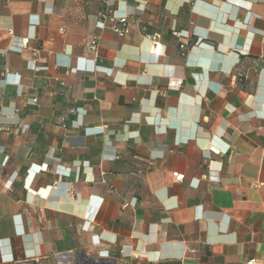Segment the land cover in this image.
Here are the masks:
<instances>
[{"label": "crops", "instance_id": "crops-1", "mask_svg": "<svg viewBox=\"0 0 264 264\" xmlns=\"http://www.w3.org/2000/svg\"><path fill=\"white\" fill-rule=\"evenodd\" d=\"M250 262L264 0H0V264Z\"/></svg>", "mask_w": 264, "mask_h": 264}, {"label": "built area", "instance_id": "built-area-1", "mask_svg": "<svg viewBox=\"0 0 264 264\" xmlns=\"http://www.w3.org/2000/svg\"><path fill=\"white\" fill-rule=\"evenodd\" d=\"M103 20L101 21V27L104 28L106 26V23L110 25V28L118 33L119 36L123 37L128 32V23H129V15L128 14H119L116 15L115 13H109L103 15ZM146 37L152 38L153 34H145ZM90 49L92 52L97 53L99 48V42L98 38H93V40L90 43ZM187 47V44L182 43L180 45V48L182 50H185ZM34 101H37V99H34ZM173 177L177 182H182L185 179V175L180 172H173ZM252 262H250L251 264Z\"/></svg>", "mask_w": 264, "mask_h": 264}]
</instances>
